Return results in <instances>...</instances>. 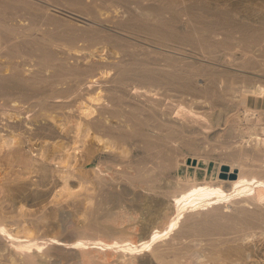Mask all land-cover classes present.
<instances>
[{"label": "rangeland", "instance_id": "rangeland-1", "mask_svg": "<svg viewBox=\"0 0 264 264\" xmlns=\"http://www.w3.org/2000/svg\"><path fill=\"white\" fill-rule=\"evenodd\" d=\"M100 55L110 56V61L114 60L113 57L122 61L124 74L117 79L114 77L115 80L109 77V82L104 85L123 88L126 93L136 91L138 78L147 70L176 76L177 79L170 77L175 81L174 86L187 83L186 79L178 77L194 76L199 81L198 86L210 78H217V85L225 93L232 75L264 82V0H0V131L16 134L22 146L21 156L43 162L46 171L43 169V174L40 165L37 166L39 170L26 166L14 153L8 155L7 148L0 150V211L8 221L23 215L22 219L35 227L38 235L55 234L60 239L71 241L83 234H96L99 230L109 239L131 234L141 239L143 235L147 237L150 234L155 224L160 225L165 215L172 214L170 201L173 198L163 194L157 196L161 205L156 211L135 213V208L140 205L136 203V193L142 190L147 193L141 188L139 179H134L140 175L145 158L138 147L137 137L132 141L137 144H133L127 159L117 156V149L113 152L99 151L90 158L81 157L75 168H62L39 156L45 141L68 142L72 139V133L62 131L58 124L78 115V102L89 86L86 75L68 72L64 65L76 64V58L88 56L89 59H98ZM122 77L135 82H123ZM242 85L246 84H236ZM234 101L239 102V97ZM101 109L102 106L99 110L108 121L100 130L93 127L94 134L114 135L115 141L116 137L124 136V132L117 129H122V116L112 117V108L107 105ZM257 113H261L262 120L257 124L262 127L264 107ZM248 114L243 104L236 107L230 104L228 111L222 114L221 124L224 120L228 122L211 132L210 138L219 142L242 140L249 145L254 137H250L251 131L247 129L251 124L246 118ZM24 121H29L31 128ZM90 142H95L93 145L97 147L95 139ZM188 151L184 150L185 155L178 152L177 167L156 171L155 175H158L153 177L157 184L168 191L174 184H188L198 178L201 182L207 178L214 179L222 170L220 165L223 161L216 156H198ZM53 168L75 171L77 178L80 177L71 181L77 192L75 195H58L62 181L54 176ZM99 175L106 178L101 179ZM79 180L85 181L83 190ZM148 201L149 205L155 204ZM258 203L260 209H257L261 210L264 218V201ZM238 205L218 210H213L212 206L199 213L190 211L193 218L187 225L189 228L200 226V223L213 220L220 214L236 213L231 209L244 206L242 203ZM245 207L252 209L248 204ZM181 219L183 214L178 221ZM257 226L259 224L245 229L226 227L222 228L223 231H212L208 238L221 241L233 237L235 241L226 245L242 243L239 244L241 251L218 260L217 264H234L235 261L264 264V230ZM178 227L177 224L169 235H163L166 237L155 244L164 243ZM240 236H244L243 239ZM54 241L48 243L49 249L44 248L50 252L48 257L34 256L32 251L20 256L13 251L12 244L6 243V246L4 240L0 241V264H33L39 261L43 264H85L86 259L81 252L74 253L67 248L52 250L57 242ZM76 243L81 245L79 241ZM209 243L203 240L200 245L206 248ZM146 253L147 257L133 263L118 255L106 258L91 254L88 259L96 264H160L150 249ZM201 253L208 255L209 251ZM198 254L183 257L181 262L203 264L205 256L197 259ZM172 258L173 253H170L169 260ZM212 263L215 264L214 261L205 264Z\"/></svg>", "mask_w": 264, "mask_h": 264}, {"label": "bare ground", "instance_id": "bare-ground-1", "mask_svg": "<svg viewBox=\"0 0 264 264\" xmlns=\"http://www.w3.org/2000/svg\"><path fill=\"white\" fill-rule=\"evenodd\" d=\"M16 46L14 45V47ZM110 58V56L100 55L98 59H89L88 56H84L83 58H76L77 61L74 65H64L68 72L79 76L86 75L88 79L86 82L89 83V86L87 89L85 88L87 92L78 102L76 109L78 115L67 118L60 123L56 120L62 131L72 133V139L67 140L68 142L62 140L45 141L44 143L46 144L40 147L39 156L42 160L55 162L62 168H75L81 157L89 156L90 158V156L96 155L99 151L113 152V150L117 149L119 150L117 156L127 159L132 151L133 144L135 145L138 142V147L145 154V158L140 175L137 173L138 177H133L134 179H139L141 188L146 190L147 193H143V190L139 192L136 190V203L140 205L135 208V213L156 211V208L161 205V200L157 196H162L161 194H163L173 198L170 201L172 214L170 216L167 214V217L165 215L162 218V222L160 220L161 224H155L150 234L147 237L141 235V239L137 238L136 235L132 236V234L122 236L123 238L121 236L117 238L116 236L109 239V236L97 230L96 234H83L76 239L67 241L58 238L55 234L38 235L37 229L25 223V219H22L23 215L8 221L3 211H0V241L4 240V245L6 243L12 244L13 251L18 252L20 256L22 254L27 255L29 251H32L31 254L34 256L41 254V256L48 257L50 255V252L46 250L49 249L48 243L50 240H55L58 243L54 241L56 244H54L52 250L61 251L67 248L74 253L81 252L84 259H86L85 264H96L95 261L88 259L91 254L106 258L118 255L126 259L127 262L133 263L140 260V258L147 257V249L151 250L160 264H184L181 262V258L192 257L196 252H199L196 256L197 259L205 256L204 260L206 261H202L203 264L208 261H214L217 264L218 260L230 257L233 252L238 253L240 250L239 244L242 245L241 242L234 246L231 244L226 245V243L235 241V238L216 241L208 238V236L213 234L212 231L222 230V228L226 227H244L242 229H245L259 224L264 230L263 214H261V210L258 211L260 209L258 202L264 201V126L258 127L257 124V122L262 120L261 113H257V111L264 107V82L257 80V78L247 79L242 76L232 75L228 88L226 87L228 92L225 93L217 85V78H210L207 83L198 86L199 81L194 76L178 77V79H186L187 83L174 86L175 81L173 78L176 76L173 77L166 73L162 74L147 70V73H141L138 78L136 91L134 93H126L123 88L119 89L104 85V83L109 82V77L115 80L119 75L124 74L122 61L116 57H113L114 60L110 61ZM112 71L114 72L112 73ZM19 77L26 81L28 80L26 77L20 75ZM122 81L135 82V80H130L126 77H122ZM115 82L117 83V81ZM239 82L246 85L236 86ZM256 83H259L258 87ZM238 97L240 101H234ZM230 104L235 107L242 104L245 106L246 112L249 113L246 118L251 121L247 129L251 131L250 137H254V144H251L253 143L251 142L247 145L242 140L240 142H219L217 139L210 138L211 132L228 122L224 120V123L221 124L222 114L228 111ZM103 105L112 108V117L119 118L122 116L123 118L120 125L122 129H119V127L117 129L122 130L124 136L116 137V141L114 135L107 137L98 132L94 134L93 127L100 130L102 126H106L108 121L102 115L103 112L99 110L101 106V110H103ZM175 112L176 115H174ZM252 115H255V117L253 116L252 118ZM14 116L17 118L16 115ZM17 119L19 120V118ZM24 123L28 128H31L29 121H24ZM135 137L138 138V141L133 143ZM18 139L16 134L9 135L0 131V150L3 151L7 148L8 155L14 153L17 157H20V161L23 164L32 166L34 170H36L35 168L38 169V165H40L42 170L40 167L39 169L43 172V162L21 156L20 147L22 146H20ZM92 139H95L98 143L96 148L93 145L95 142H90ZM175 143H178V145ZM98 146L100 147L98 148ZM185 149L198 156H216L223 161L220 165L222 170L214 179L208 180L207 178L201 182L198 178L188 184H178L176 186L174 184L171 187L172 189L167 191L166 187L157 184V180L153 176L158 175H155L158 169L166 171L177 167L179 164L177 154L180 152L181 155H185ZM130 165H132V162ZM66 170L52 169L54 176H57L62 181V186L60 190L58 189L59 192L57 191L58 195L66 193L68 196H72L77 192L74 190L75 187H72L71 181L76 180L75 178L78 175L76 176L75 171ZM99 178L102 179L104 177L99 175ZM165 178L167 177L165 176ZM252 180L256 182H251ZM79 181L82 189L85 181ZM233 193H237V195L233 196ZM241 198L242 200H237ZM148 200L155 204L149 205L150 202ZM240 203L244 204V206L231 209L232 211L236 210V213L220 214L219 217L213 220L206 221L203 224L200 223V226H190L189 228L187 225V222L193 218V213L191 214L190 211L199 213L205 209L208 210L207 208L212 206L213 210H218L225 206V208H229L230 205H238ZM245 204L252 206V209L245 207ZM20 208L22 209V207ZM184 210L190 214H187ZM181 214H183V219L178 221ZM174 215L175 217L172 218ZM177 224L179 226L178 229L170 235L171 237L168 240L161 244H155V242L162 241L166 237L163 235H169ZM14 226L16 227L13 229ZM247 235L250 236V234ZM203 237H207V239H203ZM243 237L240 236L242 239ZM203 240L210 241L208 247L204 248L200 245ZM78 241L81 243L80 246L76 243ZM254 244V246L257 245L256 242ZM199 245L201 247L198 249L197 246L199 247ZM38 250L42 251L38 253ZM205 250L209 251L210 259L208 260L205 259L208 255L201 253ZM142 252H145L143 256H135ZM170 253H173L171 260H169ZM248 257H251V255L249 254ZM241 263V261L234 262V264ZM33 264L43 263L39 261ZM191 264L199 263L191 262Z\"/></svg>", "mask_w": 264, "mask_h": 264}]
</instances>
